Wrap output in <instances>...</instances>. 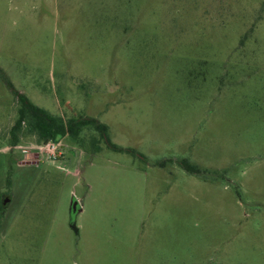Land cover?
I'll return each instance as SVG.
<instances>
[{
  "label": "rangeland",
  "instance_id": "374dc122",
  "mask_svg": "<svg viewBox=\"0 0 264 264\" xmlns=\"http://www.w3.org/2000/svg\"><path fill=\"white\" fill-rule=\"evenodd\" d=\"M5 77L132 152L91 129L56 158L26 128L14 143ZM40 253L264 264V0H0V264Z\"/></svg>",
  "mask_w": 264,
  "mask_h": 264
},
{
  "label": "trees",
  "instance_id": "16d2710c",
  "mask_svg": "<svg viewBox=\"0 0 264 264\" xmlns=\"http://www.w3.org/2000/svg\"><path fill=\"white\" fill-rule=\"evenodd\" d=\"M5 79L20 101L18 118L12 128L14 143L19 142V133L26 128L27 132L35 135L40 143L59 141L69 136L83 145L82 135L84 131L91 129L100 135V138L109 148L120 152H132L130 148L113 143L109 135V126L98 118L81 115L66 120L62 116L54 115L47 109L33 103L25 94L17 90L11 81L6 77ZM181 166L193 174H201L203 172L198 166L188 161H182Z\"/></svg>",
  "mask_w": 264,
  "mask_h": 264
},
{
  "label": "built area",
  "instance_id": "2783aa9c",
  "mask_svg": "<svg viewBox=\"0 0 264 264\" xmlns=\"http://www.w3.org/2000/svg\"><path fill=\"white\" fill-rule=\"evenodd\" d=\"M60 142V140L59 141H49V142H47V143H41V144H38V145H36V150L37 151H41V149L42 148H46V147H48V148H51L52 149V156L53 157H57V153H56V150L58 149V147H59V143Z\"/></svg>",
  "mask_w": 264,
  "mask_h": 264
},
{
  "label": "crops",
  "instance_id": "0c3cea01",
  "mask_svg": "<svg viewBox=\"0 0 264 264\" xmlns=\"http://www.w3.org/2000/svg\"><path fill=\"white\" fill-rule=\"evenodd\" d=\"M83 209L81 208V211H82ZM42 251V250H41ZM43 253V252H42ZM36 264H70V263H67V262H65V261H62V262H60V261H47L46 259H45V257L43 256V254H42V256H41V253H40V256L38 257V259H37V263ZM75 264H79V263H75ZM87 264H90V263H87ZM92 264V263H91ZM96 264H100L99 262H96Z\"/></svg>",
  "mask_w": 264,
  "mask_h": 264
},
{
  "label": "water",
  "instance_id": "95a60500",
  "mask_svg": "<svg viewBox=\"0 0 264 264\" xmlns=\"http://www.w3.org/2000/svg\"><path fill=\"white\" fill-rule=\"evenodd\" d=\"M77 205H78L77 202H75V203H74V206H73V209H74V210H77Z\"/></svg>",
  "mask_w": 264,
  "mask_h": 264
}]
</instances>
